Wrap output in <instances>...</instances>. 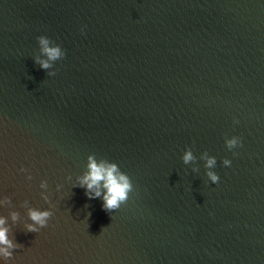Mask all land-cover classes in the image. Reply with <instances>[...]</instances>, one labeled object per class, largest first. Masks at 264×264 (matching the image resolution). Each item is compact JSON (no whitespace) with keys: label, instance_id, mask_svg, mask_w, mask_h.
I'll return each mask as SVG.
<instances>
[{"label":"water","instance_id":"water-1","mask_svg":"<svg viewBox=\"0 0 264 264\" xmlns=\"http://www.w3.org/2000/svg\"><path fill=\"white\" fill-rule=\"evenodd\" d=\"M89 155L133 184L111 212L75 186ZM5 197L7 264H264V0H0Z\"/></svg>","mask_w":264,"mask_h":264},{"label":"clouds","instance_id":"clouds-1","mask_svg":"<svg viewBox=\"0 0 264 264\" xmlns=\"http://www.w3.org/2000/svg\"><path fill=\"white\" fill-rule=\"evenodd\" d=\"M81 32L84 30V26L81 25ZM36 39L40 45V51L44 54V57H34V62L43 69H48L47 75L52 76L55 74V69H52V61L58 60L65 55V50L60 44L52 43L50 38L46 35H37ZM236 122L235 119L233 121ZM226 147L231 150L238 147L241 144L240 137L232 135L226 137L224 140ZM233 156L237 153L233 152ZM181 159L187 163L193 159V155L190 149H186ZM215 156L204 154V167L207 180L211 183H216L219 179L216 171L212 170L215 165ZM231 161L227 157L221 158V164L224 166L230 165ZM86 171L77 177V183L75 186L82 187L84 189L85 196L89 198L99 197L102 201L101 207L111 212L113 209H117L122 203H124L129 196V193L133 190V184L129 175L122 171L120 167L114 161L97 160L94 156L89 155L87 157V164L85 165ZM19 171H24L23 167ZM45 186V182L41 181V187ZM45 199H47L45 197ZM7 198L0 199V205H2ZM29 220L34 223H28L25 225L28 231H38L39 227H43L47 224L48 218L52 214L50 208L38 209L28 208L27 210ZM211 214V213H210ZM12 219L16 218V213H10ZM6 218L0 215V264H7L8 258L12 256L11 249L17 247L8 236V225L5 222Z\"/></svg>","mask_w":264,"mask_h":264}]
</instances>
